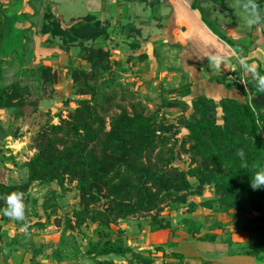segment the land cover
<instances>
[{
    "label": "trees",
    "instance_id": "obj_1",
    "mask_svg": "<svg viewBox=\"0 0 264 264\" xmlns=\"http://www.w3.org/2000/svg\"><path fill=\"white\" fill-rule=\"evenodd\" d=\"M5 18L0 1V48L4 42ZM104 31L99 22L88 17L64 28L61 18L47 6L40 33L50 39H60L61 50L67 53L77 48L80 63L74 66L70 59L64 68L71 80L68 95L61 101L66 116L60 111L56 116L58 124H46L32 136L30 148L34 153L23 166L26 179L15 184L0 182V196L20 192L27 199L33 183H55L62 191H68V186L75 184L79 208L72 218L66 219L65 228L80 230L88 223L100 226L99 239L89 243V248L81 254L84 260L80 264H118L114 259H122L127 264H153L154 251L146 250L149 256L146 257L139 248L111 241L107 230L118 221L132 217H150V230H163L169 226L163 221V209L172 205L187 207L189 211L199 208L215 214H241L245 212L241 198L245 197L249 211L262 209L264 187L253 189L250 179L255 170L264 166V93L256 90L253 75L246 77L248 91L228 83L226 75H214L211 82L228 91H240L244 100L222 98L215 102L205 95L194 97L190 120L185 121L187 135L181 139L172 137L157 124L155 115L147 113L130 87L114 80L100 81L102 75L113 71L111 54L86 44L101 37ZM225 42L232 47L241 46ZM11 62L0 55V113L14 112L19 119L26 115V107L34 113L41 104L53 100L61 77L51 66L39 65L23 68L20 80L4 85L3 67L10 68ZM19 62L23 65V60ZM257 73L264 74V70L259 66ZM162 93V107L179 108L182 99L170 101L167 95L188 98L192 96V86L182 84L175 89H162ZM218 108L222 123L217 120ZM20 134L16 129L12 136L18 138ZM6 136L0 121V146L4 145L1 141ZM2 150L3 146L0 147V168L11 157L2 156ZM238 151L244 152L243 161L237 157ZM183 154L191 160L186 169L174 165ZM190 178L197 184L192 185ZM207 189L214 190L212 197L199 204L188 201L190 197H201ZM3 206L0 200V207ZM52 208L48 201L43 204V211L49 210L45 223L39 225L43 229L56 216ZM0 220L3 221L1 235L4 225L11 220L3 215ZM184 223L190 237L210 228L211 232L198 239L216 241L215 231L220 228L217 222L208 226L186 219ZM16 245L14 252L18 249ZM155 251L168 256L162 247H155ZM10 253H4L0 244V257L4 255L5 263ZM39 254L41 250L34 252L35 259ZM168 259L164 264H180L184 256L173 253ZM31 264H40V261L37 258Z\"/></svg>",
    "mask_w": 264,
    "mask_h": 264
},
{
    "label": "rangeland",
    "instance_id": "obj_2",
    "mask_svg": "<svg viewBox=\"0 0 264 264\" xmlns=\"http://www.w3.org/2000/svg\"><path fill=\"white\" fill-rule=\"evenodd\" d=\"M83 1L84 0H76V2H72L71 0H52L48 2V0H34L30 5L33 10L38 11L45 2L50 5L51 9H53V6L56 4L62 23L67 25L70 24L72 18L82 17L88 14ZM245 2L246 0H214L211 1L212 4L208 6L207 4L205 5L199 2L198 6H202V10L200 9L201 11H199L198 14L200 13V15H202L207 25L220 35V37L240 44L241 46L239 48H247L248 51L246 54L248 52L250 53L249 58H253L257 63L261 62L264 67V22L259 26H247V16L242 8ZM259 3L260 1L257 0L258 5ZM262 3L264 4V2ZM191 4L190 0L189 5ZM212 9L216 11L213 12ZM24 18H28V16L23 17L18 15L13 19L5 18L3 21V33H5V36L3 45L0 48V55L8 61H12L10 63L11 67L8 68L3 75L2 84L4 85H9L14 81L20 80L23 68H36L39 66H37V64L40 61L48 65L51 64L53 60L49 55V53L52 55L51 52H39L38 55L36 54L37 56H34V44H32L31 37H23L22 33L19 31L20 29L17 27L18 24L23 22ZM36 20L37 19L28 21L33 24L32 26H36ZM231 28H233L234 31L232 35H228V31L231 30ZM24 31L28 32L29 29H25ZM58 43V41L54 40L53 44L55 46ZM119 43H121V40H119ZM76 54L77 51L75 50L72 56H69L72 61ZM115 56L116 54L113 56L114 59ZM19 60H23V65L20 64ZM125 60L126 58H123L119 65L114 64L112 67L113 71L109 74L102 75L100 81L114 80L115 83L120 82L130 87V89L139 96L147 113L155 115L157 124H159L161 128L163 126V129H166L167 135L179 139L184 138L188 133L185 128V121L190 120L193 97L181 98L178 95H167L166 98L170 101L182 99V104L179 108H164L161 106V96L163 94L162 89L165 88L169 90L178 88L182 83H186L187 77H183L182 83L180 76L171 77L169 80L166 78L159 80L154 74H150L147 69L143 68V66L141 68L143 72H141L138 68L131 67V63ZM67 61L68 56L62 53L61 56L56 59V62H54L55 65L53 69L57 70L58 74H61V77L65 75L61 70V66L66 65ZM79 63L77 58L73 61L74 66H78ZM243 74L245 77L248 75V73L245 72ZM68 76L69 75L65 76L64 81L57 85V94L55 98L43 105L41 104L36 112L31 113L30 107H26V115L21 118L19 117V119L14 112L0 113L3 131L8 135L1 141V143H4V145H1L3 146L2 154H4L2 156H11L8 158L9 161L0 168L1 183L15 184L26 179V171L23 166L34 153L30 148L32 136L46 124H58L56 116L60 111L63 117L66 116L67 113L62 107V99L67 95L70 89V82H66V80L69 79ZM226 76L228 83L237 86L236 83L233 81L231 82L228 73ZM222 96L221 93L215 94L213 96L215 99L214 101L218 102ZM251 96L252 94L250 97ZM239 99L241 101L244 100L242 94ZM71 107L74 108L75 105L71 104ZM221 116V109L218 108L217 120L219 123H222ZM16 129L21 133L18 138L12 136V133ZM171 141L172 144H174L175 139L173 138ZM11 160L15 161L17 165H14ZM190 161V157L183 154L174 165L181 169H186ZM189 181L192 185L197 184L195 179L190 178ZM75 187V184L69 185L68 191H62L55 183H33L31 185L29 194L27 195L28 198L26 199V196H23L26 205L25 220H11L4 225L5 231L0 235V244L3 252L6 254L10 253L11 249L10 257L6 260L7 263L4 262V255L2 254L0 257V264H31V262L33 260L35 261L37 258L40 264H80V262L84 260L81 259V254L86 252L90 242L99 239L98 232L100 226L88 223L80 230L71 231L65 228L66 219L72 218L73 212L79 208V195ZM213 194V189H207L201 197H190L188 201H194L199 204L204 199L212 197ZM46 201L54 206L52 209L56 211V216L52 217L49 225L43 229L39 225L45 223L46 214L49 212V210L47 213L43 211V204ZM241 202L244 207H247L246 209H249L247 198L242 197ZM188 211L187 207L178 208L176 205L165 207L162 212V218L164 222H168L169 226L163 230H150V217H132L128 218L126 221H118L115 225L111 226L109 231L107 230V233L111 241L122 245L129 244L134 248H139L140 251L144 252V256L146 257H149L146 250L148 252L150 250L154 251L151 256L153 264H164L170 261L169 259L167 260V257L170 258V255L173 253L184 256L180 264H190V262L192 264L190 257L194 255L210 259L214 264H217L220 259H223L224 264H231L232 260L228 259V255L230 256V254L232 255L242 250V247H247L250 250L264 249V228L258 230L256 229L257 227L246 234L252 239L250 244L249 242H243V244H232L228 247L225 243L223 244V242H217L212 245L211 243L203 244L200 242L201 240L191 239L190 236L192 235L187 233L184 220L191 219L194 223L205 222L208 226H211L213 221L216 223L217 219H219V222L222 221H220L219 214L205 209L198 208L195 211ZM261 211L264 212L263 207ZM227 216L231 218L230 215ZM58 221L60 222L58 223ZM2 222L3 221L0 220L1 225ZM254 223H256L255 226L262 227V225H264V219L259 218L254 221ZM58 224L60 226H58ZM239 224H241V222L235 223L234 225L237 226ZM239 228L240 230L243 229L241 227ZM208 232H211L210 228H205L196 235L201 237ZM196 235L193 237L196 238ZM224 236L225 235H222L220 238H217L229 239L230 237L228 235ZM14 242L18 244V246L14 244L18 247L15 252L13 251L14 245H11ZM155 247H162L165 252L168 253V256H163L162 251H155ZM36 250H41L42 254H39L35 259L36 256H34V252ZM114 260L118 264L124 261L122 259ZM123 263L127 264L125 261ZM193 264H197L196 261L195 263L193 262Z\"/></svg>",
    "mask_w": 264,
    "mask_h": 264
},
{
    "label": "crops",
    "instance_id": "obj_3",
    "mask_svg": "<svg viewBox=\"0 0 264 264\" xmlns=\"http://www.w3.org/2000/svg\"><path fill=\"white\" fill-rule=\"evenodd\" d=\"M0 1L3 4V13L6 18L13 19L18 15L23 17L28 16L17 27L20 29L19 31L23 37H31L32 44H34V56H37L39 52L52 53V55L49 53L53 59L51 64L47 65V63L40 61L38 64L36 63L37 66L46 64L54 68V62H56V59L62 53L68 56L67 64L61 66V70L65 74L64 77L63 75L61 77V74H59L61 77L60 82L64 81L65 76L69 75L68 71L64 69L71 59L69 56H72L75 50L78 53V49L71 48L67 53L61 50L62 42L60 39H50L49 36H44L40 33L48 3L45 2L46 4L44 3L40 7V10L36 11L30 5L34 0ZM51 1L48 0V2ZM71 1L76 2V0ZM211 1L214 0H191V6L189 5L190 0H84L83 4L88 14L72 18L70 24L64 25L62 23V26L70 28L77 21L88 17L94 22H99L100 28H104L105 31L101 37L86 45L101 47L105 51H109L112 66L114 64L119 65L123 58H126L125 61L131 63V67H136L143 72L141 69L143 66V68L147 69L150 74H154L159 80L165 78L169 80L171 77L180 76L182 83L183 77L186 76V83L182 84H191L193 98L205 95L207 98L215 100L213 96L221 93L223 95L222 98L239 99L241 97L240 91H228L216 82H211L210 78L214 75H226L232 68L243 71L238 63V57L246 58V62L255 68L256 71L259 66L263 70L264 67L261 62L257 63L253 58H249L250 53L246 54L247 48L230 46L225 41L238 43L227 39L224 41L222 40L224 37H220L213 29H210L202 15L198 14L202 10V6H198V3L201 2L208 6L212 4ZM259 1L258 11L261 17L264 18V4L262 3L264 0ZM57 9L55 4L52 11L56 17L61 18ZM212 10L213 12L216 11L215 9ZM35 19H37V24H35L36 26H32L33 24L29 23L28 20ZM25 29H29V31L26 32L24 31ZM233 31L234 29L231 28L228 31V35H232ZM54 40L59 42L55 46L53 44ZM119 40H121V43H119ZM115 54L114 59L113 56ZM213 54H218L222 57V63L219 68L209 65L207 62L208 56ZM76 55H74L73 61L77 58L80 62ZM3 69L4 73L8 70L6 67H3ZM245 73H248L247 76L252 75L249 72ZM68 77L69 79L66 82L69 81L71 85L70 76ZM238 89L241 88L239 87ZM246 208L244 207L245 212L241 214L234 212L219 214L220 221L222 222H219V219H217L216 222L220 228L215 233L219 238L222 235H228L230 236L229 239L216 238V241L211 243L200 241L198 235H196V238H190L197 239L203 244L211 243L214 245L217 242H223L228 247L232 244H243V242H249L250 244L252 239L246 234L256 227L258 230L264 228V225L262 227L255 226L256 223H254L259 218L264 219V212L261 209L252 212ZM227 215H230L231 218H228ZM238 222H241V224L235 226L234 224ZM239 227L243 229L240 230ZM228 259L232 260L231 264H264V249L250 250L247 247H242V250L232 255L230 254V256L228 255ZM190 261H192V264L195 261L197 264H214L210 259L202 256L199 257L198 255L191 256ZM217 264H224L223 259L218 260Z\"/></svg>",
    "mask_w": 264,
    "mask_h": 264
},
{
    "label": "clouds",
    "instance_id": "obj_4",
    "mask_svg": "<svg viewBox=\"0 0 264 264\" xmlns=\"http://www.w3.org/2000/svg\"><path fill=\"white\" fill-rule=\"evenodd\" d=\"M242 8L247 16V26H259L262 23V20H264L258 11L257 0H246L242 5ZM207 62L209 65L219 68L222 63V57L218 54H213L208 56ZM238 63L243 71L252 73L256 90L264 93V74L257 73L256 69L246 62V58L238 57ZM236 155L241 161L244 160L243 151H238ZM245 167H247L246 164ZM250 185L253 189L264 187V166H261L258 170L254 171V174L250 179ZM0 200H3L4 204L3 207H0V215L14 221L25 220L26 205L22 193L12 192L5 196H0Z\"/></svg>",
    "mask_w": 264,
    "mask_h": 264
},
{
    "label": "built area",
    "instance_id": "obj_5",
    "mask_svg": "<svg viewBox=\"0 0 264 264\" xmlns=\"http://www.w3.org/2000/svg\"><path fill=\"white\" fill-rule=\"evenodd\" d=\"M243 71H239V69H235L232 68L229 73V79L231 80V82L233 81L234 83H236L238 85V87L245 89L246 91H248L247 89V84H246V77L244 76V74L242 73ZM262 205L264 208V199L262 201Z\"/></svg>",
    "mask_w": 264,
    "mask_h": 264
}]
</instances>
